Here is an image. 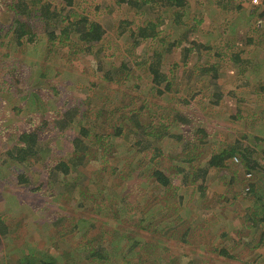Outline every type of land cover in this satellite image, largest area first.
I'll list each match as a JSON object with an SVG mask.
<instances>
[{
  "label": "rangeland",
  "instance_id": "rangeland-1",
  "mask_svg": "<svg viewBox=\"0 0 264 264\" xmlns=\"http://www.w3.org/2000/svg\"><path fill=\"white\" fill-rule=\"evenodd\" d=\"M48 1L57 9L64 7L63 16L74 8L78 14L86 13L91 20L104 26L110 52L101 64L105 69L115 71L120 63L116 60L128 57L130 34L126 29L125 34L118 37V24L127 19L133 25L140 24L142 19L131 11L135 9L118 5L116 0H76L73 7L66 6V0ZM208 5L207 12L202 7L184 8L183 23H170L165 32L166 41L184 42L187 33L189 42H184L185 45L192 47L189 43L195 40L204 47L208 38H217L219 32L224 33L222 23L216 22V0H208ZM253 5L258 18L264 11V0H257ZM196 18L201 23L202 18L209 20L213 30L206 32L205 20L204 24L198 25V31L191 30ZM7 25L0 19V73L3 77L0 82V264H35L51 259L56 264H120L117 259L128 251L133 254L128 255V261L123 264H264V224L258 225L256 230L248 229L252 201L245 192L250 184L257 188L264 186V148L262 150L260 142L254 141L256 136L264 139V130L257 125L262 120L255 121L256 114L264 109V101L261 102L264 98L257 96L260 83L256 82L264 84L261 73L255 77L248 69L247 76L237 75V68L224 60L218 65V80L214 82L210 76L197 75L195 69L209 64L204 57L198 59L196 54L200 47L192 49L191 54L195 55L185 68L183 64L188 61L181 60L183 48L176 46L169 51L160 43V38L146 39L132 56L143 50L149 53L157 49L163 60H176L179 66L174 69L172 65H166L162 73L167 76L166 82H174L173 90L157 97L152 78L142 66L134 68L139 79H130L125 84L115 82L114 85L105 80L98 82L94 70L96 63L91 59L79 61L75 55L65 60L66 49L59 50L49 61L37 60V67L31 68L36 61L18 51L17 40L10 35ZM232 33L226 34L235 43ZM7 53L12 57L7 59ZM200 56L212 57L204 52ZM213 62L216 60H210V64ZM13 67L21 81H29L39 88H56L57 95L50 87L44 92L45 97L40 98L46 110H40L41 104L31 103L25 108L21 92H9L8 89L15 88L10 76ZM41 67L49 73V78L52 77L50 84L38 77V72H43ZM216 94L221 96L218 102ZM156 105L162 109L150 113L154 119L150 123L159 124L174 135L164 138L158 145L154 143L150 151L134 154L142 146L130 140L127 128L120 138L110 136L100 140V146L113 142V156H108L109 162L100 159L99 154H88L75 168L69 167L65 177L60 171L51 176L48 174L47 169L53 167H47L49 163L79 159L73 158V141L79 138L80 120L84 128L93 132L89 136L98 132L108 134L121 116H125L123 121L129 125L128 118L140 106L150 110ZM53 106L63 114L57 117L69 127L59 129L50 124L43 129L49 133H43L39 140L42 149L36 164L27 161L24 166L12 161L8 153L16 145L18 135L24 130H32L43 119L32 112L44 113ZM77 106L81 112L69 123L67 111ZM239 107L244 112L243 117L236 113ZM171 114L189 117L188 126L165 127L170 124V119L165 117ZM145 123L148 124V119ZM159 133L161 129L158 128L155 134ZM181 134L185 141L180 142L177 138ZM244 136L258 151L253 161L261 171L248 180L242 162L237 158L238 161L229 162L221 173L210 171L203 185L206 194L201 195L200 181L191 184L186 175L197 163H187V159L196 154L208 157L223 142L242 141ZM82 140L84 144L93 143L90 138ZM188 141L193 143L189 142L183 150ZM246 142L242 141V144ZM158 146L164 154L153 159V149ZM90 147L98 149V145ZM192 147L197 150L193 151ZM167 153L171 156H166ZM17 164V167L24 166L29 179L26 185L19 183L18 174L11 170ZM155 170L170 179L169 188L157 184L152 176ZM48 178L52 180L47 183ZM230 178H233L231 186H224L222 180L227 184ZM63 180L71 188L64 194ZM127 242L131 245L127 246ZM219 249L227 250L233 259L220 256ZM94 252L104 256L103 263L90 255Z\"/></svg>",
  "mask_w": 264,
  "mask_h": 264
},
{
  "label": "trees",
  "instance_id": "trees-1",
  "mask_svg": "<svg viewBox=\"0 0 264 264\" xmlns=\"http://www.w3.org/2000/svg\"><path fill=\"white\" fill-rule=\"evenodd\" d=\"M116 2L118 5L123 4L128 8L135 9L131 11L136 14L138 19L142 20L140 24L137 23L138 26L137 24L133 25V22L129 19L121 20L119 22L117 32L118 37L125 34L126 29L129 31L130 35L127 44H129L130 54L128 53V57L126 58L121 57L116 60L118 62L120 61V63L117 67H115V71H110L111 68H106V70L101 65L103 63V59L110 56V52H108L109 47L106 45L107 43L105 41V28L99 23V21L91 20L86 13L82 12L81 14H78V12L72 8L66 16H63L62 12L64 11V7L57 9L48 0H0V19H4L8 24L7 26L10 35L17 40V45H19L18 48L20 50L18 51L28 55L29 59L36 61L31 64V68L37 67V60L49 61L59 50L66 49L67 55L65 60H68L75 55L78 56L75 58L78 60L81 58L91 59L94 63H96L94 70L96 72L95 78L98 80V82L100 80H105L109 82L110 85H114L115 82L123 81L122 83L125 84L130 81V79L132 80L138 78V76L134 74V68L142 66L143 68H146V71H148L149 76L152 78L151 83H153V85L156 87L155 93L157 97L163 95L165 92H171L173 90L174 82H166L167 76H164L162 73L167 67L166 65H172L174 69L179 66L177 65L178 61L176 60L173 62L172 60H163L161 53L157 49H154L149 53L143 50L141 53L139 52L135 56H132L131 54H133L136 49L139 48L143 40L146 39L153 40L155 38H160V43H162L165 49L169 51H173L176 46L183 48L184 50L182 51L183 56H181V60L182 62L188 61V63L183 64L185 68H188L190 63L189 61L195 55L191 54L194 52L193 50L200 47V50L196 54L198 59L199 57H204L207 59L206 62L209 64L203 65L201 68H197L195 70L198 72L197 75L210 76L214 82H217L218 80V65L220 61L224 60H228L235 68H237V72H239L237 75L247 76V70L250 69L249 71H252L255 74V77L259 76V73H261V76L264 79V69L262 71L264 65V28L258 25L260 23L255 24L254 19L251 21L252 17H255V12L253 9L248 10V12H251V14L248 15L249 18L251 17V19H249V24L247 22L248 20L243 18L245 20V25L248 28L241 26L242 20L239 22V25L236 26L238 19L242 18V15L238 16L236 23H234L233 19L235 18V15L246 9L240 5V0H216V6L218 8L216 12L218 19L216 22L222 23V28H225L226 33L233 32L232 36H235H233L235 43H232L229 40L228 34L225 32L221 34V32H219V37L212 39L208 38L206 41L207 44L204 47L197 44L195 40L189 43L192 47L187 44L185 45V43L189 42L186 37L187 33L184 34L185 43L183 40L177 42L174 39L166 41L167 37L165 36L167 35L165 32L168 26H170L171 22L172 25L183 23L182 17L186 12L184 8H188V6L190 8L202 7L204 11L207 12V8L209 6L208 0H195L193 2L189 0H116ZM188 2L191 4H188ZM75 3L76 0H66V6L68 7H73ZM227 7H229V9H226ZM204 13L205 12H203V14ZM164 14H169L170 17L168 18ZM259 18L264 19L263 12H261V15L258 17V19ZM202 20L203 24L204 20L206 21L205 25L203 26L206 28V32L213 30L212 25L210 23L208 24L209 20L206 18H202ZM165 23H168L169 25H165ZM202 23L199 22V20L195 21V24L191 26V30L198 31V25L201 26ZM114 26L115 24L112 26V29ZM254 35H256V37H254ZM72 36H74V39H72ZM249 48H253L254 51H259H257L258 53L254 55H251V52L249 51V54L244 57ZM29 51L32 52L30 53ZM203 52L206 55H211L212 57L200 56V54ZM10 56L11 55L7 53L6 58L9 59L8 57ZM131 57H135V59H132ZM212 59H215L216 62L210 64V60ZM41 68L43 69V72H38V77L44 79V82H51L52 77L49 78L50 75L48 72H46V69L44 67ZM259 68L261 70H259ZM15 73L16 68L13 67L10 76L12 81L15 82V88L12 89V91H10V89L8 90L9 92H21V98L25 102V108L30 103L31 105L41 104L40 98L45 97L44 92H46L47 89L49 90L50 87V91H52L55 95L58 93L54 86H49L48 88H43V86H41L42 88H39L37 86H33V84H30L29 81H21L20 79L22 78H20L19 74ZM2 78V73H0V82H2ZM20 82L25 83L21 84ZM181 83L183 84L184 82ZM256 83H260L258 88L260 89V92L258 91L257 96L264 98V84L262 82ZM93 88L95 89L94 86ZM90 90L88 94L90 93ZM88 97L93 96L88 95ZM215 97L218 102L221 96L216 94ZM262 101L264 100H261V102ZM262 103L264 104V102ZM149 109L150 110H146L145 106H140L139 110L133 113L130 118H128L130 120L129 125L123 121L125 116H121L119 118V123L114 126L111 132L108 134H102L98 132L95 133L94 136H89L93 132H91V130H87V128H84L83 123L80 120L79 125L81 126L78 133L79 138H76L73 141V148L75 149L73 158L79 159L77 161L69 160V162H63L61 160V162L58 164L49 163L47 167H53L47 169L48 174L50 173L49 175L51 176L53 172L60 171L61 175L65 177L70 171L69 167L75 168L76 165L80 164L88 154H99L100 159L109 162L108 156H113L111 153L114 149L112 148L113 142L110 141L108 143L101 144L100 146V140H107L110 136L120 138L124 135V130L127 128H129L127 131H129L130 140L136 142L137 146H142V148L138 150L139 152H135L134 154H142L145 151H150L154 143L158 145V143L164 138L174 135L167 132L164 128H160L159 124L155 125L150 123L152 120L154 121L150 113L156 112L154 109L162 108L156 105L155 107ZM262 109L263 108H261V111ZM40 110H46L42 104ZM80 112L81 109L78 108V106L77 108L74 107L71 108V110H68L66 118L69 120V123L72 122L73 116L79 114ZM236 113L239 117L244 116V112L240 109V107ZM32 115L42 116L43 119L34 127H32V130L29 129L22 131L16 139V145L8 153L10 159L16 163H19V165L26 166L25 162L27 161H35L36 164L39 161V153L42 149V146L39 145V140L41 139L43 133H49V130L47 132H43L45 131L43 130L44 128H48L50 124L59 127V129H62V127L66 126V122L62 123L61 117H57L62 116L63 114L59 109L56 110L54 106L49 111L44 113L32 112ZM256 115L258 117H255V121L262 120V122L257 125L259 128L264 130V109L260 114L257 113ZM166 118L170 119V124L165 127L175 125H178L179 127L180 125L188 126V120L190 119L189 117L184 118L180 114H171L170 117H165V119ZM147 119L148 124L145 123V120ZM68 127L69 126H66L65 128ZM158 128L161 129V133L155 134V130ZM197 131L203 133V131L200 129ZM85 138H90V141L93 142L90 145H98V149L93 150L89 144H84L82 139ZM177 138H179L180 142L183 140L185 141L183 134L177 136ZM246 140L247 136H244L242 141L246 142ZM242 141H234L231 143L223 142L221 147H219L217 151L209 153L210 155L208 157L206 155L200 156L196 154L187 159V163H197L194 165V167H191V170H187L186 175L189 176L191 184H195L200 181L198 189L200 191L199 193H202L201 195L206 194V188L203 185L205 184L210 171L217 170L221 173V170L225 169L229 162L235 159L238 161L237 158H239L240 162H242L243 168L245 169V175L248 180H250L252 176H255L256 173L261 171V167L257 166V162L253 161L255 160L253 156H256L255 154H257L258 151L253 148V144L248 142H246V144H242ZM254 141L260 142L258 144L261 145L260 148L263 150L264 139L262 137L256 136L254 137ZM189 142L191 144L193 143L192 141H188L185 144L183 150L186 149L187 145H190ZM192 149L193 151L197 150L193 147ZM163 154L164 152L159 150V146L153 149V159H157L158 157L163 156ZM166 156L171 155L167 153ZM17 166L18 164L13 165L11 170L14 171V174H18V182L22 185H26L29 179H27L25 170L23 169L24 166H22L23 168ZM24 176H26V178H24ZM152 176L161 188L167 189L171 186L170 179L166 177L161 171L155 170ZM50 180L52 179L48 178L47 183ZM64 181L65 180L61 182V186H63V194L69 192L71 189L69 187V183L64 184ZM54 182H56V180H54ZM232 182L233 178H230L227 184L222 180L224 186H231ZM260 185L262 184L260 183ZM70 186L72 187V184H70ZM245 192L252 201L250 213L248 214V221L250 222L248 223V229L250 228L249 230H256L258 229V225L264 224V186L257 188L254 186V184H250L249 187L246 188ZM240 229L242 228L240 227ZM186 233L187 231L184 232L185 235ZM126 245H131V243L127 242ZM130 249L133 250V248ZM132 254V251H128L124 256L118 258L117 260L120 264H123L124 262L128 261V255ZM218 254L230 260L233 259V256H231L225 249H219ZM90 255H94L96 258H98L99 262H104V256L100 255L99 253L94 252ZM111 259L112 258H110V260ZM35 264H56V262L51 259L37 261Z\"/></svg>",
  "mask_w": 264,
  "mask_h": 264
},
{
  "label": "crops",
  "instance_id": "crops-1",
  "mask_svg": "<svg viewBox=\"0 0 264 264\" xmlns=\"http://www.w3.org/2000/svg\"><path fill=\"white\" fill-rule=\"evenodd\" d=\"M241 2H240V5L241 6H243L244 8H246L245 10H243L241 13H240V15H242V18H239V22L241 21V26H244V27H247L246 25H245V20L244 19H246V20H248L247 22H248V24H249V19H251V17L249 18V16L248 15H250L251 14V12L249 11L248 12V10L249 9H254V5L253 4H255V2L257 1V0H252V3H251V0H240ZM246 1L249 3L248 5H247V3H246ZM238 16H236L235 15V18H237ZM256 17V16H255ZM255 17H252V20L251 21H253V19H254V22H255V24L257 23L258 24V22L260 23V24H258V25H260L261 27H263L264 28V19H258L257 17L255 18ZM244 18V19H243ZM233 22L234 23H236V20H234L233 19ZM249 26V25H248ZM248 28V27H247ZM227 33H229V32H227ZM254 37H256V35H254ZM249 51L251 52L250 54L251 55H254V54H257L258 52L257 51H259V50H255L254 51V49L253 48H249V50L246 52V54L245 55H248L249 54Z\"/></svg>",
  "mask_w": 264,
  "mask_h": 264
},
{
  "label": "built area",
  "instance_id": "built-area-1",
  "mask_svg": "<svg viewBox=\"0 0 264 264\" xmlns=\"http://www.w3.org/2000/svg\"><path fill=\"white\" fill-rule=\"evenodd\" d=\"M263 14H264V11H263Z\"/></svg>",
  "mask_w": 264,
  "mask_h": 264
},
{
  "label": "clouds",
  "instance_id": "clouds-1",
  "mask_svg": "<svg viewBox=\"0 0 264 264\" xmlns=\"http://www.w3.org/2000/svg\"><path fill=\"white\" fill-rule=\"evenodd\" d=\"M259 23V22H258Z\"/></svg>",
  "mask_w": 264,
  "mask_h": 264
}]
</instances>
